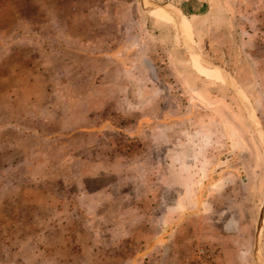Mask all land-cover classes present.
I'll return each mask as SVG.
<instances>
[{
  "label": "rangeland",
  "instance_id": "1",
  "mask_svg": "<svg viewBox=\"0 0 264 264\" xmlns=\"http://www.w3.org/2000/svg\"><path fill=\"white\" fill-rule=\"evenodd\" d=\"M0 264H264V0H0Z\"/></svg>",
  "mask_w": 264,
  "mask_h": 264
},
{
  "label": "bare ground",
  "instance_id": "2",
  "mask_svg": "<svg viewBox=\"0 0 264 264\" xmlns=\"http://www.w3.org/2000/svg\"><path fill=\"white\" fill-rule=\"evenodd\" d=\"M156 13L158 15H162L165 13V11L163 10V8L157 9ZM169 15V13H167ZM177 26L182 29L185 33V37L187 39V43L188 45H191L192 42V27L191 24L189 22V19L186 17H181V19H179L177 21ZM193 65L195 67V69H197L199 72H201L202 74L211 77L214 80L220 81V82H224L223 77L221 74L218 73V71L216 69H214L210 64L208 63H202L199 61H194Z\"/></svg>",
  "mask_w": 264,
  "mask_h": 264
}]
</instances>
